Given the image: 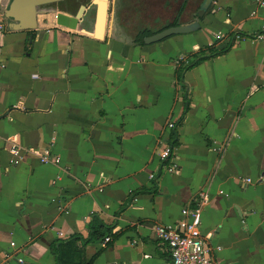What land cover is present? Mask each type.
<instances>
[{"label":"crops","instance_id":"0c3cea01","mask_svg":"<svg viewBox=\"0 0 264 264\" xmlns=\"http://www.w3.org/2000/svg\"><path fill=\"white\" fill-rule=\"evenodd\" d=\"M0 1V264H56L52 246L86 238L92 214L120 235L79 241L86 261L104 248L93 264H167L168 246L153 226L180 222L201 190L210 196L202 230L217 263L264 264L258 0H214L197 17L191 5L178 25L198 28L143 45L138 32L161 31L174 20V4L102 0L99 35L96 0L42 5L29 30L11 29L12 0ZM59 12L77 16L76 27L58 24ZM218 32L226 36L216 40ZM228 41L226 53L177 77L179 60L191 63L200 48ZM166 134L175 152L162 161ZM48 148L60 164L40 161Z\"/></svg>","mask_w":264,"mask_h":264},{"label":"built area","instance_id":"2783aa9c","mask_svg":"<svg viewBox=\"0 0 264 264\" xmlns=\"http://www.w3.org/2000/svg\"><path fill=\"white\" fill-rule=\"evenodd\" d=\"M1 2V1H0ZM259 5L264 8V0H258ZM5 28L4 24H0V30ZM226 36L223 32L215 34L216 40H220ZM236 39H242L241 34L235 35ZM254 40L264 42V25L262 30L253 37ZM178 62V60H177ZM6 67V63L0 59V68ZM170 128L175 127V123L171 121ZM13 155H19L20 146H13L11 148ZM175 146L172 143L171 136L166 134L161 142L159 149V157L162 161H166L174 155ZM42 163L60 164L61 157L55 155L51 150L45 149L38 154ZM14 162V159H12ZM176 167L173 164L169 170ZM264 182V176L259 178ZM246 182H252L251 178H246ZM210 196L208 190H201L195 199L194 206L185 207L182 210L184 218L177 224L156 223L153 226L158 238L168 246L170 257L167 264H218L214 257V248L210 244L209 237L204 234L202 230V216L204 207L209 203ZM110 240V237L105 239ZM13 246L16 245L14 241L11 242ZM19 262H23V258H18Z\"/></svg>","mask_w":264,"mask_h":264},{"label":"trees","instance_id":"16d2710c","mask_svg":"<svg viewBox=\"0 0 264 264\" xmlns=\"http://www.w3.org/2000/svg\"><path fill=\"white\" fill-rule=\"evenodd\" d=\"M214 0H167V4H174L173 7L175 10V17L172 22H169L167 25L162 27L160 30L169 27L175 26L180 23L181 15L187 10V8L191 5H195L196 12L195 17H197L198 10L207 4V2H213ZM159 31V30H157ZM156 30L145 28L138 32L136 43L139 45L144 44V38L146 36L152 35ZM231 41H228L224 44L218 46V44L213 43L211 45H207L195 53L191 54L190 57H194L191 63L183 61L185 58L179 60V66L177 70V77L181 80L183 77V72L193 65H195L198 61L206 59L208 57H216L218 55L224 54L228 51ZM199 56V58H197ZM197 58V59H196ZM175 143V142H174ZM191 206H194L191 205ZM120 232V231H119ZM119 232H113V226L106 224L98 214H92L90 223H89V235L84 238L80 235H73L69 238L61 239L57 243L52 246V251L56 255V264H93L94 260L97 256L103 251L104 248H100L88 261L84 259V251L83 248H79L78 242L82 241L83 244L87 243H100L106 239V237H118L120 235Z\"/></svg>","mask_w":264,"mask_h":264},{"label":"water","instance_id":"95a60500","mask_svg":"<svg viewBox=\"0 0 264 264\" xmlns=\"http://www.w3.org/2000/svg\"><path fill=\"white\" fill-rule=\"evenodd\" d=\"M57 1L59 0H12L6 12V17L8 19L13 20L10 23V28L18 29V30L34 29L36 27L38 8L42 5L54 3ZM96 1L99 3V11L97 14V22L99 29L98 34L101 35L104 23L106 21L107 9H106V4L102 0H96ZM204 11H205V7L198 12V15L202 16ZM78 21L79 18L77 16H70L64 12H59L57 14V23L62 26L75 28ZM196 28H198L197 23H192L188 25L170 26L157 33L146 36L144 38V41L147 44H151V43L159 42L175 34L188 33L194 31Z\"/></svg>","mask_w":264,"mask_h":264}]
</instances>
